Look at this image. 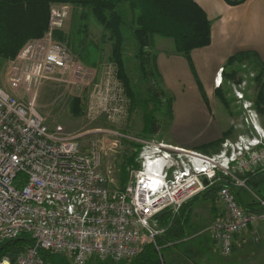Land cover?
I'll list each match as a JSON object with an SVG mask.
<instances>
[{
    "label": "built area",
    "instance_id": "1",
    "mask_svg": "<svg viewBox=\"0 0 264 264\" xmlns=\"http://www.w3.org/2000/svg\"><path fill=\"white\" fill-rule=\"evenodd\" d=\"M69 14L66 3L51 6L44 38L26 43L11 64L9 89L0 86V244L21 235L33 240L14 261L4 257L0 264H45L43 250L63 254L74 264L131 260L164 233L157 215L179 211L222 178L229 180L219 190L223 210L210 233L221 254L230 256L236 238L264 215L263 197L252 193L263 210L259 213L242 206L231 188H247L244 177L264 169V139H227L215 154L146 140L125 186H113L102 168L99 141L85 147L81 135L62 125L49 128L36 107L42 81L78 85L89 80L85 64L68 47L45 41L65 29ZM113 86L108 79L98 113L109 119L124 113L126 105L122 91L113 92ZM22 93L28 100H21ZM160 160L166 164L162 172L155 167Z\"/></svg>",
    "mask_w": 264,
    "mask_h": 264
},
{
    "label": "rangeland",
    "instance_id": "2",
    "mask_svg": "<svg viewBox=\"0 0 264 264\" xmlns=\"http://www.w3.org/2000/svg\"><path fill=\"white\" fill-rule=\"evenodd\" d=\"M55 4L60 3L52 5ZM66 4L69 6L70 14L65 29L58 31L60 34L54 32L53 37L47 38L45 41L57 40L68 47L75 56V60L79 59L85 64L89 80L78 85L51 79L42 81L38 88L36 107L49 128L62 125L67 132L81 135L80 142L85 147L93 139L99 141L102 168L111 176L112 185L120 186L121 174L118 164L133 153H140L139 145L142 147L143 141L174 143L178 136L181 140L193 142L196 141V135L201 134L185 135L182 131L175 136L174 132L180 129L173 130V125L168 119V99L170 96L173 97V94L166 89L163 81L155 74L153 65L150 68L154 72L147 78L141 72L137 58L138 43L133 36L134 17L126 4L121 7L123 47H125L122 58L124 69V73L121 75L122 79L119 77L116 63L111 61L113 41L109 37H104L103 26L92 15L84 17L83 7ZM155 38L158 44L160 41L173 43L170 38L158 35ZM33 40H40V38L29 41ZM91 43L97 46V64L94 66L88 62L85 63L81 56L82 54L86 56L90 51L93 52ZM15 58L0 59V86L6 89H9L8 73L11 64L14 60L16 61ZM70 76L71 73H68L65 78ZM108 79L114 82L113 92L116 93L120 89L126 99L124 113L117 115L114 119H109L104 114H98L100 103L106 94L105 85ZM125 80L130 87V95L126 91ZM117 84L119 87H115ZM185 84L184 92L191 100V106L197 107L200 103L199 100H202L197 83L193 80L191 83L186 82ZM205 87V92L209 91L212 96L211 88L206 85ZM238 92L243 94V99L237 98ZM152 94L157 95L161 100L158 106L154 103ZM20 97L21 100H28L25 93H22ZM211 100L212 103L209 107L211 119L214 121L213 124L211 123L212 128L215 129L220 124L222 129H232L231 135L227 138L231 142H237L241 138L264 139V64L258 57L252 55L239 63H227L224 68L223 83L217 87ZM157 107L156 115L161 120V128L157 134L144 135V113ZM252 122L258 124V131L254 129ZM227 139L225 138L223 142ZM217 177L218 175L215 179ZM217 182L219 181L217 180ZM260 188L264 193V178ZM242 192L253 198V194L249 191L248 193ZM247 195L243 194L246 206L249 205ZM213 205H216V208L213 209L210 202L202 200L192 203L193 210L186 235L169 241L160 249L163 264H264V246L262 247V244L254 239L248 240V245L242 252L239 251L241 247H236L230 256L221 254L210 233L215 215L221 210L219 193L217 202ZM54 257L59 264H74L63 254L55 253ZM87 264L125 263L124 261L99 262L92 260Z\"/></svg>",
    "mask_w": 264,
    "mask_h": 264
},
{
    "label": "trees",
    "instance_id": "3",
    "mask_svg": "<svg viewBox=\"0 0 264 264\" xmlns=\"http://www.w3.org/2000/svg\"><path fill=\"white\" fill-rule=\"evenodd\" d=\"M231 5H236L245 0H226ZM53 3H68L74 6L83 7L84 17L92 15L103 26L104 37H109L113 41L111 61L118 67L119 77L122 79L124 69L122 58L124 56L123 41V17L121 7L125 4L129 7L134 17L133 36L138 43L137 58L141 72L147 78L153 74L151 65L154 66L156 75L162 81L156 68V55L153 53L155 47V37L162 36L174 41L175 51L187 58L191 69L196 77L199 89L204 100L209 104L205 89L198 78L191 53L197 48L206 47L211 44V21L205 10L195 0H0V59L9 60L15 58L19 51L31 39L42 38L48 30L50 10ZM60 34V32H57ZM107 34V35H106ZM93 52L81 55L91 65H96L97 46L91 43ZM254 55L253 52H240L230 57L228 64L239 63L244 59ZM126 91L130 95V87L125 80ZM154 103L158 106L161 100L157 95L152 94ZM133 97V96H132ZM152 101V99H150ZM168 119L173 117V97H169ZM158 107L145 112L143 116V134H157L161 128V120L157 117ZM232 133L229 129L223 133L222 138L204 144L196 150L207 154H212L220 150L223 140ZM141 148V145H139ZM133 153L126 157L120 164V187H124L129 179V169L138 167L137 155ZM259 169L255 173H249L246 178L247 188L231 186L236 193L240 204H244L245 199L242 191L255 193L264 198L261 192L264 170ZM227 178L210 185L206 191L185 204L179 211L174 212L166 209L156 216L164 233L158 235L155 242H148L142 252L131 260L124 261L125 264H163L161 248L169 241L184 237L188 228L190 215L193 207L192 203L197 200L210 202L213 209L217 202V195L222 184H228ZM247 195V194H246ZM250 205L257 203L253 196ZM249 204V203H248ZM33 240L29 235H21L16 239L2 242L0 244V260L8 257L14 261L17 255L32 244ZM55 253L51 251H41V257L45 264H59L55 259ZM101 262V261H99ZM105 262V261H103Z\"/></svg>",
    "mask_w": 264,
    "mask_h": 264
},
{
    "label": "crops",
    "instance_id": "4",
    "mask_svg": "<svg viewBox=\"0 0 264 264\" xmlns=\"http://www.w3.org/2000/svg\"><path fill=\"white\" fill-rule=\"evenodd\" d=\"M195 1L205 10L212 23L211 44L197 48L191 53L199 80L202 84L204 83V87L206 85L211 88L212 96L209 91H206L209 104L201 94L202 100H199L197 107L191 106V100L187 98L184 87H186V82L191 83L194 80L197 83V80L187 58L176 53L174 41L172 40L173 43L160 41L158 44L155 38L153 48L157 71L166 89L173 94V117L169 120L173 125V130L180 129L174 132L175 136L182 131L185 135L201 134L196 135V141L193 142H186L177 136L174 143L168 144L190 150H196L204 144L222 138L223 133L228 130L227 128L222 129L221 125L217 126L216 123L217 127L212 128L211 123L214 121L211 119L209 105L218 87V73L221 68H225L230 57L240 52H253L264 64V0H245L236 5H231L226 0ZM222 77L224 79V72ZM246 198L249 203L248 209L263 213L258 202L250 205L254 199L249 195ZM222 210L221 205V210L215 215V219ZM256 237L259 238L258 242L263 247L264 215H261L254 225L236 238L234 250L236 247H241L239 251L242 252L247 247L248 240H255Z\"/></svg>",
    "mask_w": 264,
    "mask_h": 264
},
{
    "label": "clouds",
    "instance_id": "5",
    "mask_svg": "<svg viewBox=\"0 0 264 264\" xmlns=\"http://www.w3.org/2000/svg\"><path fill=\"white\" fill-rule=\"evenodd\" d=\"M156 169H158L159 172H162L163 169L166 167V164L164 161H158L157 164L155 165Z\"/></svg>",
    "mask_w": 264,
    "mask_h": 264
},
{
    "label": "bare ground",
    "instance_id": "6",
    "mask_svg": "<svg viewBox=\"0 0 264 264\" xmlns=\"http://www.w3.org/2000/svg\"><path fill=\"white\" fill-rule=\"evenodd\" d=\"M222 82V81H221Z\"/></svg>",
    "mask_w": 264,
    "mask_h": 264
}]
</instances>
